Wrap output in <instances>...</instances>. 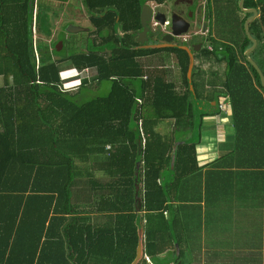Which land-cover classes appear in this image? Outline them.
<instances>
[{
  "label": "trees",
  "instance_id": "trees-1",
  "mask_svg": "<svg viewBox=\"0 0 264 264\" xmlns=\"http://www.w3.org/2000/svg\"><path fill=\"white\" fill-rule=\"evenodd\" d=\"M34 1L0 0V264H132L139 230L156 264H264V89L240 0H206L191 78L183 49H137L143 6L166 0H83L90 48L67 53L34 43ZM244 7L264 74V0ZM157 54L181 83L143 65ZM84 70L68 91L62 74ZM224 102L234 149L202 167V120Z\"/></svg>",
  "mask_w": 264,
  "mask_h": 264
},
{
  "label": "rangeland",
  "instance_id": "rangeland-1",
  "mask_svg": "<svg viewBox=\"0 0 264 264\" xmlns=\"http://www.w3.org/2000/svg\"><path fill=\"white\" fill-rule=\"evenodd\" d=\"M35 8L36 11H34V13L36 14V24L38 29L37 35H39L41 39L52 38L54 42H56V40L58 39L57 41H59V43L62 40L74 42V44L80 43L77 44L75 49L83 52L90 48V39L88 38V33L81 32L77 34H70L66 32V30H64L65 26H67L66 28H68L70 25L74 24L84 27L88 22L87 11L84 10V8L82 7L81 1H74L73 3L68 4L65 1L50 3L49 0H40L38 2V11H37V6ZM153 8H155V6H153ZM212 25L213 24L210 22V20L206 19V30L207 29L210 30ZM218 31H219L218 33L224 37L225 35L230 33L229 27L224 25L218 27ZM188 35L190 34H187L186 38L189 40ZM65 37L68 39H64ZM186 46L189 48L188 45ZM206 46H207V42L204 41V47ZM60 49L62 50L63 46L60 47ZM63 50L64 52L67 53L71 49H69L66 45ZM167 56L169 57H166L164 59L163 62L164 65L161 66L162 68L160 70H164L166 72L168 71L172 72L174 75L178 76L177 78L180 83L181 74L180 71L178 70L179 67L176 64L177 62L175 60V56L174 57L173 55H167ZM166 66H168V68ZM62 76H63L62 78L64 79L65 88L68 91H74L84 80L90 81L94 76V72L91 71L86 73V72L72 71V72H65L62 74ZM1 84H2V80H0V85ZM108 87H109L108 84H104L99 89H96L91 93H89V96H104L108 92Z\"/></svg>",
  "mask_w": 264,
  "mask_h": 264
},
{
  "label": "water",
  "instance_id": "water-1",
  "mask_svg": "<svg viewBox=\"0 0 264 264\" xmlns=\"http://www.w3.org/2000/svg\"><path fill=\"white\" fill-rule=\"evenodd\" d=\"M244 4H245V0H240L239 9L242 13L251 15V17H249L244 24V31H245V34H246L248 40L252 43V46L244 53V55H245L246 61L255 69V71L259 75L262 88L264 89V74H263L262 70L260 69V67L257 65V63L251 58V55L253 54V52L256 50V48L258 46V42L252 37V35L249 31V27H250L251 23L254 22L259 17V13L256 9H246L244 7ZM156 9L157 8L153 9L151 5H145L142 8V12H141V16H140L142 31L137 34L136 42L140 45L137 49H141V48H150V49L175 48L177 46L172 45L171 42L175 38H180V37L186 36L190 31V24L188 22L184 21L181 17H178L176 15H172V16L168 17L167 14L157 12ZM151 21H155L162 26H164L166 23L169 22V24L172 28V32L170 34H167L163 38L164 44H156V45L147 46L146 43L149 42L148 34L150 32L148 24ZM179 27H182V28L179 29ZM85 31H86V29L81 28V27H77V26H69L67 28V32L70 34H76V33H81V32H85ZM60 46L62 47L61 43H60ZM201 46L202 45H198L197 49H195L194 47L188 48L187 46H183V47L178 46L177 47L179 49H183L189 55L190 64H189V70H188V78H191V73H192V70L194 67V53L199 52V49L201 48ZM191 90H192V88H191ZM199 109H201V108L199 107ZM198 121H199V116H197V125H198ZM173 163H174V158L172 160V165H173ZM166 175L168 176L169 173H167ZM136 199H137V203H138V209H140L142 205L138 199V192H136ZM138 237H139V239H138V246H137V250H136V258L132 264H139L144 258L143 230L138 231ZM176 250H177V256H178L179 255L178 245H176ZM150 262H151V264H156L152 260H150ZM177 264H182V263L178 262Z\"/></svg>",
  "mask_w": 264,
  "mask_h": 264
},
{
  "label": "flooded vegetation",
  "instance_id": "flooded-vegetation-1",
  "mask_svg": "<svg viewBox=\"0 0 264 264\" xmlns=\"http://www.w3.org/2000/svg\"><path fill=\"white\" fill-rule=\"evenodd\" d=\"M40 0H35L34 1V11H36V6L38 7V2ZM59 1H65L66 3L70 4L73 3L74 1H81V5L83 7V0H49V2H59ZM152 8L155 6L157 8V12L165 13L168 15V17L172 15H176L178 17H181L184 21L188 22L190 24V31L188 34L189 40L187 39V42L183 41L184 37L180 38H175L171 44L174 46H186L188 45L189 47H194L197 49L198 45H202L199 51L204 47V41L206 40V0H166V2L162 5H151ZM84 8V7H83ZM154 9V8H153ZM38 11V9H37ZM35 14V13H34ZM38 15V14H37ZM88 22L84 27H81L79 25H70V26H77L86 29L85 33L90 32L92 29L91 23H90V17L92 14L88 13ZM33 20H34V25L32 28L35 29V33L37 35L38 29H37V24H36V14L35 16L33 15ZM69 26V24H68ZM67 26L64 27V30L67 32ZM148 27L150 29V32L148 34L149 42L146 43L147 46L153 45V44H164L163 38L172 32V28L168 23H166L164 26L158 24L154 26V21H151L148 24ZM182 27H179V29ZM77 34V33H76ZM68 39V38H64ZM58 40V39H57ZM54 42L52 38L48 40V43L54 42L57 48H60V43L63 45V42L59 41ZM59 43V44H58Z\"/></svg>",
  "mask_w": 264,
  "mask_h": 264
},
{
  "label": "crops",
  "instance_id": "crops-1",
  "mask_svg": "<svg viewBox=\"0 0 264 264\" xmlns=\"http://www.w3.org/2000/svg\"><path fill=\"white\" fill-rule=\"evenodd\" d=\"M37 37L40 38L39 35ZM167 55L168 54H157L145 58L142 60L143 65L145 67L159 71L162 68L161 66L164 65L163 64L164 59L166 57H169ZM194 64L198 66V65H203L204 63L200 60L196 61L195 59ZM166 67L168 68V66ZM205 67L207 68L206 65ZM167 73L170 82L179 84V80L177 78L178 76L174 75L172 72L169 71ZM212 114H216V115L214 116L210 115L209 117H205L202 120L201 140L197 147L198 161L200 166L202 167H206L207 164L209 165L211 162H213V160L219 157L226 156L234 149L233 125H232V117L230 113L228 111L221 112L220 110L218 112L217 110V112L214 111L212 112ZM204 171H206V169ZM97 176L101 177V174H97Z\"/></svg>",
  "mask_w": 264,
  "mask_h": 264
},
{
  "label": "built area",
  "instance_id": "built-area-1",
  "mask_svg": "<svg viewBox=\"0 0 264 264\" xmlns=\"http://www.w3.org/2000/svg\"><path fill=\"white\" fill-rule=\"evenodd\" d=\"M156 25H158V23L157 22H155L154 21V26H156ZM33 35H34V43L36 42V40H37V36L38 35H36V33H35V29H33ZM184 37V36H183ZM183 41L184 42H187V38L185 37V38H183ZM210 50H211V48H210ZM81 72H86V73H88V72H90L89 70H84V71H81ZM75 79H76V77H75ZM74 79V80H75ZM63 81H64V79H63ZM138 102H140L139 100H138ZM219 110L221 111V112H227V103H222V104H220L219 105ZM145 261H146V263L147 264H151V262H150V259L146 256V255H144V258H143Z\"/></svg>",
  "mask_w": 264,
  "mask_h": 264
}]
</instances>
